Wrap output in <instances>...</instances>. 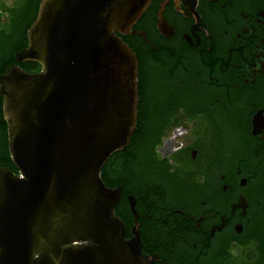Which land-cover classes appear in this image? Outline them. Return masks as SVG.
Returning <instances> with one entry per match:
<instances>
[{
  "label": "flooded vegetation",
  "instance_id": "flooded-vegetation-1",
  "mask_svg": "<svg viewBox=\"0 0 264 264\" xmlns=\"http://www.w3.org/2000/svg\"><path fill=\"white\" fill-rule=\"evenodd\" d=\"M40 2L0 0V77L40 71L17 62ZM131 32L136 129L101 169L125 239L154 264H264V0H151Z\"/></svg>",
  "mask_w": 264,
  "mask_h": 264
},
{
  "label": "water",
  "instance_id": "water-1",
  "mask_svg": "<svg viewBox=\"0 0 264 264\" xmlns=\"http://www.w3.org/2000/svg\"><path fill=\"white\" fill-rule=\"evenodd\" d=\"M151 0H41L17 67L0 77V264H154L127 241L101 180L136 129L137 59L120 36ZM131 203V207H132Z\"/></svg>",
  "mask_w": 264,
  "mask_h": 264
},
{
  "label": "trees",
  "instance_id": "trees-1",
  "mask_svg": "<svg viewBox=\"0 0 264 264\" xmlns=\"http://www.w3.org/2000/svg\"><path fill=\"white\" fill-rule=\"evenodd\" d=\"M123 41V40H122Z\"/></svg>",
  "mask_w": 264,
  "mask_h": 264
}]
</instances>
